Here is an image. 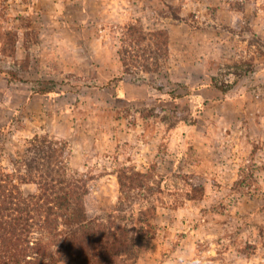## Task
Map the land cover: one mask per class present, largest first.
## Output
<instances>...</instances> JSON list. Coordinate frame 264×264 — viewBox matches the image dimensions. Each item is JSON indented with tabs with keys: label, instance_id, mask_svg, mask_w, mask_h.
<instances>
[{
	"label": "rangeland",
	"instance_id": "374dc122",
	"mask_svg": "<svg viewBox=\"0 0 264 264\" xmlns=\"http://www.w3.org/2000/svg\"><path fill=\"white\" fill-rule=\"evenodd\" d=\"M34 136L123 264H264V0H0V165Z\"/></svg>",
	"mask_w": 264,
	"mask_h": 264
},
{
	"label": "trees",
	"instance_id": "16d2710c",
	"mask_svg": "<svg viewBox=\"0 0 264 264\" xmlns=\"http://www.w3.org/2000/svg\"><path fill=\"white\" fill-rule=\"evenodd\" d=\"M24 153L0 165V264H51L57 256L65 264H123L137 257L138 239L121 225L120 209L88 216L87 187L69 173L64 141L34 136ZM28 182L37 191L25 195L20 184Z\"/></svg>",
	"mask_w": 264,
	"mask_h": 264
},
{
	"label": "clouds",
	"instance_id": "9594fccd",
	"mask_svg": "<svg viewBox=\"0 0 264 264\" xmlns=\"http://www.w3.org/2000/svg\"><path fill=\"white\" fill-rule=\"evenodd\" d=\"M178 259L183 261L185 258L182 255H180V256H178ZM189 264H200V261L199 260L189 261Z\"/></svg>",
	"mask_w": 264,
	"mask_h": 264
}]
</instances>
